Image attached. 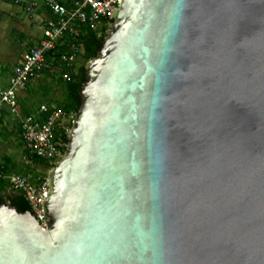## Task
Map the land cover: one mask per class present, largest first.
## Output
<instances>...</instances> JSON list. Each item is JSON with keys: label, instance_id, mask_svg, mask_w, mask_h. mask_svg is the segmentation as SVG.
I'll return each mask as SVG.
<instances>
[{"label": "water", "instance_id": "obj_1", "mask_svg": "<svg viewBox=\"0 0 264 264\" xmlns=\"http://www.w3.org/2000/svg\"><path fill=\"white\" fill-rule=\"evenodd\" d=\"M118 1L0 264H264V0Z\"/></svg>", "mask_w": 264, "mask_h": 264}, {"label": "built area", "instance_id": "obj_2", "mask_svg": "<svg viewBox=\"0 0 264 264\" xmlns=\"http://www.w3.org/2000/svg\"><path fill=\"white\" fill-rule=\"evenodd\" d=\"M20 6L21 9L36 21L42 22V34L36 43L26 49L13 66L8 85L0 88V116L7 113L19 129L22 141V157L28 162L32 156L50 163L59 160L64 154L67 142L59 136L68 134L74 112H68L58 105L42 103L34 113H26L18 104V94L27 87L44 69H52L47 61L52 50L66 37L75 41L85 25L96 26L100 19H107L106 25L112 22V12L119 6L118 0H6ZM47 13L42 19L40 14ZM82 47L77 42L69 44V51L60 53V62L67 66L76 62ZM65 77V75H63ZM57 137V138H56ZM48 171L31 179L29 174H2L8 182L7 192L21 193L29 203L31 213L44 224L43 208L48 190Z\"/></svg>", "mask_w": 264, "mask_h": 264}, {"label": "rangeland", "instance_id": "obj_3", "mask_svg": "<svg viewBox=\"0 0 264 264\" xmlns=\"http://www.w3.org/2000/svg\"><path fill=\"white\" fill-rule=\"evenodd\" d=\"M15 9L14 4L10 3L6 0H0V10L8 12L9 10ZM26 21L28 22V26L31 34H36L40 37L42 34V25L36 24L38 21L28 16L25 13ZM36 24V27L33 25ZM7 23L0 16V88H5L8 84L10 74L12 72L13 66L19 60L22 51L28 47L25 44L28 42L22 41L18 38L17 33L20 29L14 31L13 35H11L7 29ZM108 30V25L107 29ZM18 31V32H17ZM20 33V32H19ZM33 37V36H32ZM36 37V36H35ZM34 37V38H35ZM33 42V40H31ZM84 62L82 57H79L75 65L78 66ZM61 69L55 68L52 76L45 77L44 79L38 77L37 81L34 82V86L32 91L27 94L26 103L31 106V108H36L42 102L50 103L53 105L58 104L63 98V90L61 88V84L57 81V77L60 74ZM27 108V107H26ZM25 109V108H24ZM28 109V108H27ZM10 119V116H9ZM8 119V120H9ZM4 126V125H3ZM15 123L10 120L6 121L5 128L11 129L10 134H5L4 137H0V159L4 161V156L10 159L13 163H15V168L13 166V170L8 172L10 173H24L29 174L31 179H35L38 175H42L45 171L40 168L38 165L32 163V161L25 162L22 157V141L15 133ZM1 128V127H0ZM27 165L30 167V171H26ZM22 169L24 172L18 171V169ZM8 185V184H7ZM9 194L7 192V186L2 191V195L6 198Z\"/></svg>", "mask_w": 264, "mask_h": 264}, {"label": "trees", "instance_id": "obj_4", "mask_svg": "<svg viewBox=\"0 0 264 264\" xmlns=\"http://www.w3.org/2000/svg\"><path fill=\"white\" fill-rule=\"evenodd\" d=\"M107 19H100L97 22L96 26L91 25H85L82 27V32L80 36L75 41L73 38L66 37L63 40V44L57 45L51 52V56L49 55L47 61L50 62L51 70L50 69H44L41 71V73H44L46 75H53L51 71H53L55 68H60V74L57 77V81L61 84V88L63 90V98L60 102H58V106L63 108L64 110L68 112H74L78 108V98H79V91L84 83L85 80V69L84 64L82 63L78 66L75 65V62L71 65L67 66L64 63L60 62V53L69 51V44L72 42H77L79 45H81L82 49L79 51L78 56L82 57L84 62H86L88 59L94 57L97 53V50L99 46L101 45L103 38L106 33L107 29ZM113 21V20H112ZM32 47V46H31ZM78 57V58H79ZM65 75V77H63ZM26 112V111H25ZM5 113L0 116V137H4L5 134H10V132L1 125L3 122ZM71 126V124L69 125ZM15 133L17 136H19V129L17 126H14ZM61 139L68 143L67 134L65 132H62L60 135ZM20 138V136H19ZM57 138V137H56ZM30 161L34 163L35 165H38L40 168H42L44 171H47L53 166V162L50 163L44 159L32 156L30 158ZM15 168V163H13L10 159H8L6 156H4V161L0 159V172L2 174H7L8 172L12 171ZM20 172L22 169H18ZM26 171H30V167L27 165ZM27 172H24L25 174ZM8 182L5 178L0 177V199L3 201H6V198L2 195L3 189L7 186ZM7 201L13 206H16L19 211L20 209L23 210H30L29 203L27 200L23 197L21 193H12L11 195H8Z\"/></svg>", "mask_w": 264, "mask_h": 264}, {"label": "crops", "instance_id": "obj_5", "mask_svg": "<svg viewBox=\"0 0 264 264\" xmlns=\"http://www.w3.org/2000/svg\"><path fill=\"white\" fill-rule=\"evenodd\" d=\"M25 1H31V0H25ZM34 1H37L39 3H42L43 0H34ZM15 6V9L13 10H9L8 12H5V11H1L0 10V16L6 21L7 23V29L9 31V33L11 35H13L14 31H16L17 29H20V33L18 32L17 35H18V38L22 41H28L25 45L28 46L26 47L22 52H24L26 49H28L29 47L33 46L37 39L39 38L38 35H34V34H31L30 29H29V26H28V22L26 21V17H25V12L21 9L20 6H17V5H14ZM40 17L42 19H45L47 17V13L45 12H42L40 14ZM36 24L38 25H42V22L41 21H38ZM36 24L33 25V27H36ZM33 36V37H32ZM36 36V37H35ZM35 37V38H34ZM33 40V42L31 41ZM22 55V53H21ZM48 76H51V75H46L44 73H40L39 75H37L32 81H30L28 84H27V87L22 90L19 94H18V104L19 106L24 110V112L26 111V113H34L37 111V107L34 109V108H31V106L29 104L26 103V98H27V92L30 93L32 91V88L34 86V82L37 81L38 77L44 79L45 77H48ZM8 85V84H7ZM42 103H46V102H42ZM41 103V104H42ZM47 104H50V103H47ZM40 105V104H39ZM57 105V104H56ZM28 109H27V108ZM25 108V109H24ZM9 115L7 113H5L4 115V118H3V122L1 123V125L5 126L6 124V121L9 122L11 119H9ZM9 132L11 131V129H7Z\"/></svg>", "mask_w": 264, "mask_h": 264}]
</instances>
